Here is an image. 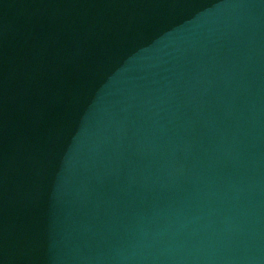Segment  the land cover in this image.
<instances>
[{
	"label": "water",
	"instance_id": "obj_1",
	"mask_svg": "<svg viewBox=\"0 0 264 264\" xmlns=\"http://www.w3.org/2000/svg\"><path fill=\"white\" fill-rule=\"evenodd\" d=\"M0 264H264V0H4Z\"/></svg>",
	"mask_w": 264,
	"mask_h": 264
}]
</instances>
